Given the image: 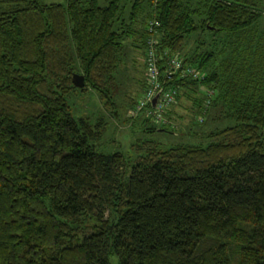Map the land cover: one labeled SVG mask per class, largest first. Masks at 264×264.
Here are the masks:
<instances>
[{"label": "trees", "instance_id": "1", "mask_svg": "<svg viewBox=\"0 0 264 264\" xmlns=\"http://www.w3.org/2000/svg\"><path fill=\"white\" fill-rule=\"evenodd\" d=\"M134 36L155 41L159 81L196 105L184 137L206 144L104 153V119L72 116L67 98L86 90L114 109ZM170 55L202 78L165 79ZM173 105L162 125L130 126L177 137ZM111 257L264 264V0H0V264Z\"/></svg>", "mask_w": 264, "mask_h": 264}, {"label": "rangeland", "instance_id": "2", "mask_svg": "<svg viewBox=\"0 0 264 264\" xmlns=\"http://www.w3.org/2000/svg\"><path fill=\"white\" fill-rule=\"evenodd\" d=\"M42 1L44 3L64 4L66 0ZM138 39L139 38L134 36L133 39L128 40L131 46L126 48L122 56V64L115 75L116 84L113 87L115 89H113L115 92L114 109L109 110V108H105L95 92L86 90L84 93H75L67 98L66 101L71 108L72 116L75 118L84 116L91 120L99 116L104 119L106 122L105 130L100 141L97 143V149L104 153L119 152L126 157L132 158L133 154L130 146L139 137L160 141L165 147L178 143L192 145L206 144V140L184 137H187L186 128L190 126L191 120L196 118V116H194L196 105L191 98H186L187 95L181 96L172 106L170 126L175 129V134L178 135L177 137L157 132L142 134L140 129L130 126L131 123L128 118L130 117V110L133 107V104L130 105V103L132 102V98L133 101H135L141 97L146 82L144 67L145 49L139 48L140 42ZM167 71V66L165 64L163 74ZM199 92L202 93L204 91L200 89ZM205 109L204 112L206 111ZM112 111H116L117 113H111ZM110 264H116L115 258H110Z\"/></svg>", "mask_w": 264, "mask_h": 264}, {"label": "built area", "instance_id": "3", "mask_svg": "<svg viewBox=\"0 0 264 264\" xmlns=\"http://www.w3.org/2000/svg\"><path fill=\"white\" fill-rule=\"evenodd\" d=\"M154 25L156 23L154 22ZM152 27V26H151ZM152 29L149 28V31ZM155 41L151 38L148 42V47L145 50V88L141 97L136 101L130 110V117H137L143 114L145 117H150L153 123L164 124L163 113L171 105L174 104L177 97V90L174 87H164L163 82L159 81V71L157 67L158 55L154 49ZM167 72L164 73L165 79H170L173 74H178L179 78H189L199 80L202 78V73L192 67H182V61L177 55H170L165 58ZM158 94L157 100L153 106L151 101ZM202 121V117L198 118V122Z\"/></svg>", "mask_w": 264, "mask_h": 264}, {"label": "water", "instance_id": "4", "mask_svg": "<svg viewBox=\"0 0 264 264\" xmlns=\"http://www.w3.org/2000/svg\"><path fill=\"white\" fill-rule=\"evenodd\" d=\"M71 83L73 85V87L81 90L84 88L85 82H84V78L82 75L79 74H72L71 76ZM158 94H156L152 101H151V105L153 106L157 100Z\"/></svg>", "mask_w": 264, "mask_h": 264}]
</instances>
